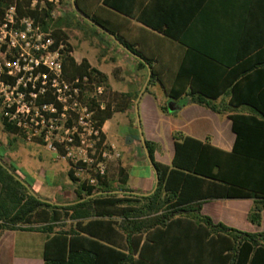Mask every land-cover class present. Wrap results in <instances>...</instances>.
<instances>
[{
    "label": "trees",
    "instance_id": "trees-1",
    "mask_svg": "<svg viewBox=\"0 0 264 264\" xmlns=\"http://www.w3.org/2000/svg\"><path fill=\"white\" fill-rule=\"evenodd\" d=\"M28 1L18 2L19 13L39 19L44 28L51 24L54 37L64 41L62 65L67 77L97 75L104 83L103 98L107 103L104 109L96 111L98 124L102 126L115 112L131 109L139 91L133 95L111 91L104 73L92 67L85 57L76 62L72 56L73 46L69 40L73 32L81 30V22L91 24L72 9L52 20L50 9L29 10ZM187 1L98 0L104 10L134 19L186 48L179 71L173 79H167L155 69L154 59L159 58L147 56L145 50L114 29L112 22L87 10L81 0H75L91 19L146 60L152 74L144 92H148L151 83L157 82L173 100L185 97L216 114H228L235 136L232 149L225 151L175 131L173 157L171 163L165 165L154 158L157 145L145 140L159 179L153 193L132 194L122 169L117 174L116 186L108 173L99 178L95 186H88L69 169L68 178L75 196L72 204L50 203L32 195L9 173L0 155V229L44 233L43 264H264V230H239L215 223L200 213L202 202L209 198H249L253 205L247 219L254 225L261 222L264 209V0H228L225 9L243 1L248 12L252 9L256 13L231 18L230 24L236 25L238 32L226 31L223 16L218 15V5L216 14L195 17L193 31L186 32L178 7ZM12 2L0 0V20ZM92 33L97 35L98 29ZM135 61L145 71L146 78L145 64ZM225 90L230 93L228 106H242L246 110L226 113L218 108L213 100ZM166 110L165 106L161 107L162 112ZM0 119L5 132L17 135L12 125L1 116ZM130 120L135 123L134 113ZM10 171L14 174L16 168ZM25 183L31 188L27 180Z\"/></svg>",
    "mask_w": 264,
    "mask_h": 264
},
{
    "label": "crops",
    "instance_id": "crops-1",
    "mask_svg": "<svg viewBox=\"0 0 264 264\" xmlns=\"http://www.w3.org/2000/svg\"><path fill=\"white\" fill-rule=\"evenodd\" d=\"M147 1L148 0H145V3ZM199 1L200 0H188L185 4L181 2L178 7V14H180L181 20L183 19L185 23L184 29L186 32L193 31L195 17H210L216 14V5H218L219 9L218 15L223 16L224 27H227L226 31L228 32L240 31L239 28L235 27L236 25L232 26L230 24L231 18L245 17L247 14H249L248 16L256 14L252 12V9H250L251 12H248L246 10V3L243 1H239L236 5L228 7L227 9H225L224 6L228 3V0ZM105 13L106 15H101L103 20L112 22V27L114 29L127 40L136 43L139 47V41L128 36V31L131 28L148 35L159 42V44L168 42L170 46L174 47L177 53L176 59H163L161 53L153 50H145L147 56L153 59L159 58L154 59V65L156 71L162 77L167 79L174 78V75L177 74L180 69L182 58L186 51L185 47L144 27L134 19H129L113 12H110L112 14L111 17L109 11ZM115 21H117L118 24H115ZM101 40L100 46H102L103 53L98 56L94 55L97 67L91 65L88 61L89 64L107 76L111 91L123 92L131 95L140 91L146 79L144 78L145 71L141 70L135 58L126 53L123 49H121L122 52H117L120 59H116L115 54H109V52L112 53L113 49H111L108 41L105 39ZM127 56H131L133 59H129ZM82 58L83 57L78 60L74 57L76 62H80ZM225 60L231 61L232 59ZM125 73H133V77L129 79ZM129 83H132L130 88L128 87ZM162 92L164 94L163 100H160L156 94L148 90V92L143 91L138 101V111L144 138L157 145L154 151V158L156 161L165 165L171 163L174 153L172 134L175 131H180L184 135L200 141H207L211 145L225 151H230L232 149L235 136L231 130V120L228 118V114H216L208 108L190 102L189 99L185 97L173 100L167 97L163 90ZM229 98L230 93L225 90L217 99L213 100V102L218 108L224 109L226 113L246 110V107L242 106L238 108L228 106ZM135 99L133 100V107L131 109L127 108L123 112L113 113L109 119L103 122L101 129L103 137L107 141L114 143L121 154L120 158L112 162L107 170L108 176L114 180L113 186H116L115 180L117 174L119 170L122 169L127 175L126 186L132 192L147 194L154 188L155 176L151 166L145 158L136 122L132 123L130 120L131 114L134 113ZM168 103H171L172 110L168 109ZM111 104L113 105L112 102ZM164 106L167 108L166 113L161 111V107ZM126 128L127 131L125 130L123 132L122 129ZM34 145L40 146V144L37 143ZM64 166L68 176L69 165L65 164ZM18 178L21 179L20 177ZM68 185V189L70 188L73 193V184L70 180ZM40 197L42 200L51 201L42 198V196ZM74 199L63 203H72ZM252 205L253 200L249 198H209L202 202L200 213L208 216L215 223H222L239 230L248 232L264 230V209L261 213L260 225H254L247 219L248 212ZM37 234L43 235L42 247L39 253L35 252L31 246L33 241L30 240ZM45 239L46 235L36 230L0 229V264H43V246Z\"/></svg>",
    "mask_w": 264,
    "mask_h": 264
},
{
    "label": "built area",
    "instance_id": "built-area-1",
    "mask_svg": "<svg viewBox=\"0 0 264 264\" xmlns=\"http://www.w3.org/2000/svg\"><path fill=\"white\" fill-rule=\"evenodd\" d=\"M19 1L0 20V116L25 143L46 147L75 178L95 186L121 156L95 119L107 103L105 85L97 75L68 78L64 41L54 37L51 24L44 28L39 19L19 13ZM70 5V0H29L27 9H50L55 20Z\"/></svg>",
    "mask_w": 264,
    "mask_h": 264
},
{
    "label": "rangeland",
    "instance_id": "rangeland-1",
    "mask_svg": "<svg viewBox=\"0 0 264 264\" xmlns=\"http://www.w3.org/2000/svg\"><path fill=\"white\" fill-rule=\"evenodd\" d=\"M81 1V5L85 6L87 10L94 11L96 14L106 15V10H103L98 0ZM71 9L72 7L70 5L59 17L69 12ZM111 13L110 16L112 17ZM115 24H118V22L115 21ZM94 30L95 28L91 25L89 26L81 22V30L76 29L69 40L73 46V56L78 60L81 57H86L91 65L97 67L94 55L98 56L102 53V46H100L101 41L98 39L101 37L107 40L111 49H113L112 53L109 52V54H115L116 59H120L117 52H122L121 48L103 32L98 30L97 35L93 34L92 32ZM128 36L139 41L142 50L157 51L161 53L163 59H176L177 57L175 48L170 46L168 42L159 44V42L153 38L134 28L128 31ZM127 57L133 59L131 56ZM125 75L129 77V79L133 77V73H125ZM131 86L132 83H129L128 87L130 88ZM148 90L156 94L160 100L164 99V94L159 83H151ZM125 130L127 131V128L122 129L123 132ZM0 155L7 169L16 168V173L14 174L20 177L22 181L27 180L34 192L42 196V198L58 202H67L74 199L71 189H68L69 178L64 166L67 163L65 161L54 160V154L46 147L25 143L18 135L5 132L2 127L1 119ZM30 240L33 241L31 246L35 252L39 253L42 247L43 235L37 234Z\"/></svg>",
    "mask_w": 264,
    "mask_h": 264
},
{
    "label": "water",
    "instance_id": "water-1",
    "mask_svg": "<svg viewBox=\"0 0 264 264\" xmlns=\"http://www.w3.org/2000/svg\"><path fill=\"white\" fill-rule=\"evenodd\" d=\"M70 4H71V7H72V10L80 17L82 18L83 20L87 21L88 23H90L91 25H93L95 28H97L98 30H100L101 32H103L105 35H107L111 40H113L121 49H123L126 53H128L129 55H131L132 57H134L135 59L141 61L142 63L145 64L146 66V69H147V75H146V79H145V82L141 88V90L139 91L136 99H135V102H134V114H135V122H136V127H137V131H138V134H139V137H140V140H141V144H142V148H143V152H144V155H145V158L147 160V162L149 163V165L151 166L152 170H153V173H154V176H155V185H154V188L153 190L150 192V193H147V194H140V193H136V192H131L132 194H136V195H150L151 193H153L155 191V189L157 188V185H158V175H157V171H156V168L153 164V161L151 159V156L149 154V151H148V148L146 146V142H145V138H144V135H143V131H142V127H141V121H140V116H139V111H138V101L143 93V91L145 90L149 80H150V77H151V74H152V70H151V67L149 66V64L146 62V60L139 54L131 51L127 46H125L121 41H119V39L113 34L111 33L107 28L103 27L101 24L97 23L96 21H94L93 19H91L84 11H82L76 4L75 0H71L70 1ZM168 109L169 110H172V105L171 103H168ZM9 173H11L17 180H19L22 184H24L28 190L30 191V193L32 195H34L35 197H37L38 199L42 200L40 197H38L34 191H32L28 186L27 184H25L21 179H19L15 174H13L10 170H8ZM112 192H120V191H110V193ZM102 192H99L98 194H101ZM47 202H50L51 201H47ZM74 203V202H72ZM72 203H67V204H72ZM60 204H64V203H60Z\"/></svg>",
    "mask_w": 264,
    "mask_h": 264
}]
</instances>
